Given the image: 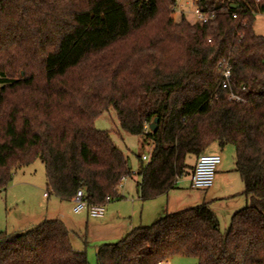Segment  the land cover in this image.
I'll list each match as a JSON object with an SVG mask.
<instances>
[{"label":"trees","instance_id":"trees-1","mask_svg":"<svg viewBox=\"0 0 264 264\" xmlns=\"http://www.w3.org/2000/svg\"><path fill=\"white\" fill-rule=\"evenodd\" d=\"M192 1L214 17L176 20L175 0H0V192L39 158L59 199L79 189L89 204L119 199L132 167L95 126L110 108L124 131L151 143L137 173L145 200L177 188L194 167L188 159L212 144L235 147L246 204L224 233L205 202L98 246V264H264V35L253 28L264 0ZM226 63L244 101L221 87ZM0 264L89 260L51 219L0 232Z\"/></svg>","mask_w":264,"mask_h":264},{"label":"rangeland","instance_id":"rangeland-1","mask_svg":"<svg viewBox=\"0 0 264 264\" xmlns=\"http://www.w3.org/2000/svg\"><path fill=\"white\" fill-rule=\"evenodd\" d=\"M180 8L182 12L175 13L176 20H180L182 15L191 22L197 20V7L192 0H181ZM253 28L257 34L264 35V13L257 14ZM95 126L109 131L115 144L126 154L132 164V175L125 177L122 185L118 187L120 198L106 205V218L101 220L87 218L85 213L75 214L72 212L71 204L61 201L54 195L49 198L44 197V193L48 191L46 170L43 162L38 158L15 169L11 185L0 192V232L10 234L26 231L42 222L43 215L47 213L48 219L61 218L71 231L74 249L85 251L89 264H98L97 247L104 243H115L120 239L119 236H110V229L118 221L133 222L134 226L151 225L163 217L167 211L170 212L172 207L178 211L199 205L198 201L203 193L192 189L189 178L185 176L178 181V187L168 193L145 201L140 199L136 187L137 181L140 180L137 174L141 166L139 156L149 155L150 141H145L143 136L124 131L120 127L113 108L98 117ZM216 146L219 147V145ZM217 152L223 160L222 169L228 168L227 180L236 191V195L232 198L217 200L209 205L210 209L216 213L220 229L224 233L230 226L232 215L245 206L246 200L243 194L244 183L240 175L234 171V145L226 144L223 148L219 147ZM206 153L213 152L208 149ZM216 179L217 172L214 183ZM163 264H198V261L194 257L176 256Z\"/></svg>","mask_w":264,"mask_h":264},{"label":"built area","instance_id":"built-area-1","mask_svg":"<svg viewBox=\"0 0 264 264\" xmlns=\"http://www.w3.org/2000/svg\"><path fill=\"white\" fill-rule=\"evenodd\" d=\"M180 1L175 0L174 10L175 12L181 11ZM182 12V11H181ZM184 14V13H182ZM236 17V14L233 15ZM214 17L213 13H207L200 10L197 7V20L198 22L205 24L208 23ZM195 21V22H196ZM210 40V39H209ZM223 80L221 82L222 89L227 91V96L229 100L234 101H244L243 97L234 92L231 85V66L229 64H224L223 69ZM149 155H143V160H148ZM221 162V156L216 153H203L196 158L193 170L189 177L190 187L194 189L207 190L211 188L214 184L215 175L217 172V167ZM182 177L177 178V183ZM124 180V178H123ZM122 180V181H123ZM122 185L120 183L119 187ZM45 196L48 193L44 194ZM108 202L111 200L110 196L107 197ZM74 201V212L80 213L82 211H87L92 217H102L105 214L107 203L102 204H89L85 199V194L82 189L77 190L75 196L73 197Z\"/></svg>","mask_w":264,"mask_h":264},{"label":"crops","instance_id":"crops-1","mask_svg":"<svg viewBox=\"0 0 264 264\" xmlns=\"http://www.w3.org/2000/svg\"><path fill=\"white\" fill-rule=\"evenodd\" d=\"M216 145H219V147L220 148H223V146L224 145H226V144H224V145H221V144H217V143H214V144H212L210 147H209V150H211V152H213V153H216V154H219L217 151H218V149H219V147L218 146H216ZM216 147H218V148H216ZM208 151V150H207ZM129 161H130V159H129ZM223 160H222V158H221V162H220V164L218 165L219 167H217V179H216V181H215V183L213 184V186L210 188V189H207V190H202V189H195V190H198V191H200L201 193H203L202 195H201V201L199 200L198 202H200L199 204H202V203H208V205H210V203H214L215 201H217V200H224V199H229V198H232L234 195H236L235 193H236V191H235V189L233 188V186L228 182V180H227V177H228V168H226V167H223V169H222V162ZM131 162V161H130ZM195 162H196V157H191V158H189L188 159V163L189 164H191V165H193L194 166V164H195ZM131 167H132V164H131ZM235 168V167H234ZM192 170L193 169H191L190 170V173L188 174V175H185V177H190V174H191V172H192ZM231 171V170H230ZM235 171V170H234ZM237 172V171H236ZM238 173V172H237ZM239 174V173H238ZM240 175V174H239ZM241 177V176H240ZM242 179V178H241ZM139 181L140 180H138L137 181V184H136V187H137V191H138V193H139V195H140V189H139ZM177 187H178V184H177ZM192 188V187H191ZM192 189H194V188H192ZM45 193H48V191H46ZM44 193V194H45ZM52 194H50V193H48V195L47 196H45L44 195V197H47V198H49L50 196H51ZM56 197V196H55ZM56 198H58V197H56ZM59 199V198H58ZM140 199H142L141 198V195H140ZM61 200V199H60ZM143 201H145V199H142ZM246 200V199H245ZM61 201H64V200H61ZM64 202H66V203H69V204H71V206H72V212L73 213H75V214H80V213H85L87 216V218L88 217H92V216H90L89 215V213L87 212V211H82V212H80V213H76V212H74V201H73V199L72 200H70V201H64ZM175 208H176V206H175ZM186 208H188V207H186ZM175 210L176 209H173V207L169 210L170 212H175ZM178 211H180V210H178ZM165 212V211H164ZM168 212V211H167ZM215 213V212H214ZM216 214V213H215ZM47 213L46 214H44L43 215V221L44 220H51V219H48L47 218ZM60 216V215H59ZM92 218H94V219H105L106 218V210H105V214H104V216H102V217H99V218H97V217H92ZM159 218V217H158ZM54 219H60L61 220V218H59V217H56V218H54ZM107 221H108V219H107ZM64 222V221H63ZM65 223V222H64ZM134 223L133 222H128V221H121V222H117V223H115V225H114V227L113 228H111L110 229V236H119L120 237V239L125 235V234H127L129 231H131L132 229H134L135 227H138V226H134L133 225ZM66 225V224H65ZM139 226H141V225H139ZM68 228V227H67ZM69 229V228H68ZM119 239V240H120ZM161 264H163V262L161 263Z\"/></svg>","mask_w":264,"mask_h":264},{"label":"water","instance_id":"water-1","mask_svg":"<svg viewBox=\"0 0 264 264\" xmlns=\"http://www.w3.org/2000/svg\"><path fill=\"white\" fill-rule=\"evenodd\" d=\"M231 7H232V8H237V7H239V5H238V4H232ZM157 124H158V118H155V119L153 120V122L150 124V128H151L152 130H156V128H157ZM128 163H129V167H131V162L128 161Z\"/></svg>","mask_w":264,"mask_h":264}]
</instances>
